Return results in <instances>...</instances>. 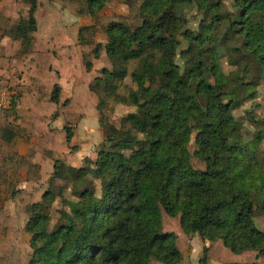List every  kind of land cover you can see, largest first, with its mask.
I'll return each instance as SVG.
<instances>
[{
  "label": "trees",
  "instance_id": "obj_1",
  "mask_svg": "<svg viewBox=\"0 0 264 264\" xmlns=\"http://www.w3.org/2000/svg\"><path fill=\"white\" fill-rule=\"evenodd\" d=\"M75 1L85 3V12L94 17L109 0ZM124 1L141 2L140 23L132 31L121 23L107 26L105 54L113 66L102 69L89 89L118 98L116 88L129 76L135 89L127 102L135 110L122 120L127 129L101 116L106 140L95 167L54 162L50 178L72 181L75 196L88 198L67 202L51 231L48 208L56 196L47 190L32 205L26 224L33 251L29 264H179L175 236L161 230L162 212L178 217L186 235L221 241L233 254L254 251L264 257V233L252 221L256 213L264 216V150L260 136L249 144L242 140L233 115L234 108L255 97L254 89L244 90L257 82L238 75L229 88L221 82L222 61L236 67L243 55L255 59L264 81V0ZM28 2L29 26L19 24L13 32L23 52L37 28V2ZM191 8L202 18L197 30L180 33L187 43L182 48L177 33L186 24L184 10ZM215 25L223 35L208 58L202 54ZM129 62L137 63L131 73ZM60 92L55 85L50 101L57 104ZM194 115L199 125L191 154ZM65 141L70 143L69 130ZM193 156L202 169L192 165ZM91 179L100 182L99 196ZM207 252L204 247L198 264H209Z\"/></svg>",
  "mask_w": 264,
  "mask_h": 264
},
{
  "label": "rangeland",
  "instance_id": "obj_2",
  "mask_svg": "<svg viewBox=\"0 0 264 264\" xmlns=\"http://www.w3.org/2000/svg\"><path fill=\"white\" fill-rule=\"evenodd\" d=\"M36 2L34 17L38 20L37 33L34 32L35 37L32 34L30 45L24 44L28 50L23 52L19 47L20 40L13 37L14 27L19 24L29 26L30 3L28 0H0V31H3L0 41L7 42L6 54L0 52L7 61L6 69L3 67L0 72V85L11 98L9 109L0 112V264H29L33 251L26 224L31 218L32 205L39 203L47 190L56 196L48 208V231L60 223L59 211L67 210V202L87 200V196H75L72 181L50 178L54 162L59 160L74 168L91 162L95 167L98 153L106 140L100 126L101 116L115 127L127 129L122 120L135 110L127 102L130 91L135 89L129 76L118 84L115 91L118 98L106 96L102 90L92 92L89 87L100 77L102 69L111 70L113 66L105 54L107 26L121 23L129 31L135 29L140 23L137 15L141 2L130 6L124 0H109L94 17L85 12L83 2ZM228 3L230 0H227ZM201 18L196 8L184 10L186 24L177 33L182 48L187 43L180 33L187 29L197 30ZM81 28L80 44L78 33ZM222 35L223 29L215 25L206 39L202 55L213 57ZM242 58L236 67L222 61L221 82L229 88L235 75L244 82H257L255 87L248 86L244 90L248 94L254 89L255 97L234 108L233 115L239 122L242 140L249 144L260 136L259 147L264 150V81L259 78L255 59L249 55ZM177 62L182 63L179 59ZM126 66L131 73L137 63L129 62ZM54 85L59 86L61 91L57 104L50 101L49 92ZM156 85L153 83L151 87ZM198 125V116H192L191 154L194 153L195 128ZM66 130L70 131L69 144L65 141ZM192 165L203 168L194 156ZM91 182L99 196L100 182L93 179ZM82 191L81 188L79 192ZM252 221L264 233V216L256 213ZM161 230L175 236V244L183 253L179 264H196V250L190 246V241L195 239L198 243L199 240L196 235H186L182 231L178 217L162 212ZM204 247L205 241L201 243L199 259ZM210 250L207 256L210 263L213 258L216 262L227 260L233 264H264V257L255 258V252L232 254L224 247L221 250V242L211 245ZM148 264L161 263L150 260Z\"/></svg>",
  "mask_w": 264,
  "mask_h": 264
},
{
  "label": "crops",
  "instance_id": "obj_3",
  "mask_svg": "<svg viewBox=\"0 0 264 264\" xmlns=\"http://www.w3.org/2000/svg\"><path fill=\"white\" fill-rule=\"evenodd\" d=\"M36 20V25H37V27H38V20L37 19H35ZM23 26H25V25H23ZM3 32V31H2ZM2 32L0 31V37L2 36ZM35 33H37V31L35 32ZM35 33H34V35H33V37H35ZM49 37V36H48ZM47 37V38H48ZM48 44V43H47ZM20 47V49H21V45L19 46ZM7 49V42L6 41H3L2 43H1V41H0V52L2 51L4 54H6V52H5V50ZM19 49V50H20ZM2 53V56L0 55V57H2V58H0V72L3 70V67H5L6 66V64H7V61H6V59H5V56H4V54ZM5 69H6V67H5ZM55 84V83H54ZM58 85L60 84V83H57ZM55 86V85H54ZM53 86V87H54ZM60 86V85H59ZM53 89V88H52ZM63 93V92H62ZM49 94H51L50 92H49ZM197 239L199 240V242L197 243L196 242V240L195 239H192L191 241H190V246L191 247H194V249L196 250V253H195V256H197V258H196V264H198V260H199V256H200V246H201V243L203 244V242L204 241H202L198 236H197ZM195 242V243H194ZM218 242H221V241H217V242H207V241H205V245H206V247L208 248V252H207V256L209 255V253H210V246L211 245H213V244H217ZM199 244H200V246H199ZM223 244H222V242H221V250L223 249ZM225 248V247H224ZM228 250V249H227ZM247 252H249V253H254V251H247ZM180 253H181V261H182V259H183V253H182V251H180ZM221 253H222V251H221ZM231 253V252H230ZM243 253H245V252H243ZM248 253V254H249ZM256 253V252H255ZM233 254V253H232ZM224 256H225V254H224ZM223 256V257H224ZM255 258L257 257V253L255 254V255H253ZM252 256V257H253ZM248 258H249V255L247 256ZM251 258V257H250ZM217 260H215V259H213L212 258V260H211V263L209 262V260H208V263L209 264H216V263H219V264H233V263H231L230 261H227V260H225V262H216ZM249 261H251V260H249ZM235 264V263H234Z\"/></svg>",
  "mask_w": 264,
  "mask_h": 264
},
{
  "label": "built area",
  "instance_id": "obj_4",
  "mask_svg": "<svg viewBox=\"0 0 264 264\" xmlns=\"http://www.w3.org/2000/svg\"><path fill=\"white\" fill-rule=\"evenodd\" d=\"M11 106V98L4 88H0V112L6 111Z\"/></svg>",
  "mask_w": 264,
  "mask_h": 264
}]
</instances>
